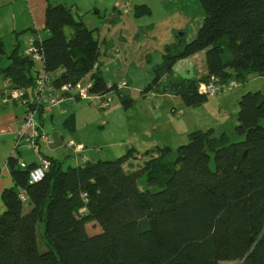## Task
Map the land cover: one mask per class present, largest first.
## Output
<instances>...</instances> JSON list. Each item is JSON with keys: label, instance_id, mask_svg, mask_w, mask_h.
<instances>
[{"label": "trees", "instance_id": "16d2710c", "mask_svg": "<svg viewBox=\"0 0 264 264\" xmlns=\"http://www.w3.org/2000/svg\"><path fill=\"white\" fill-rule=\"evenodd\" d=\"M200 5L204 20L197 37L165 47L142 94L174 95L186 107L199 108L209 100L199 87L212 77L220 84L264 77V0H200ZM147 13L146 5L134 7V17ZM46 28L50 36L35 44L42 47L43 71H62L55 88L77 85L91 74L92 95L116 92L129 108L133 99L103 76L97 29L77 20L65 4L49 5ZM4 50L0 41V58ZM202 51L206 73L192 78L175 73L178 61ZM9 59L11 64L0 67L4 78L32 94L41 72L17 51ZM263 121L264 92H248L239 101L241 140L197 129L187 144L157 147V156L135 172L124 169L133 150L66 170L46 156L51 161L46 178L32 183L29 172L37 164L23 170L10 157L16 187L2 196L0 264H264ZM66 124L74 131L73 121ZM22 189L29 211L19 196ZM39 223H45L44 251Z\"/></svg>", "mask_w": 264, "mask_h": 264}, {"label": "rangeland", "instance_id": "374dc122", "mask_svg": "<svg viewBox=\"0 0 264 264\" xmlns=\"http://www.w3.org/2000/svg\"><path fill=\"white\" fill-rule=\"evenodd\" d=\"M18 2L20 1L7 0L0 6V27L2 30L9 29L15 24L14 21L19 22L21 19L24 12V3H20L22 5L19 6ZM108 3V0H101L95 9L88 13L83 12V15L90 27L97 29L96 37L100 42L107 41V46L105 43L100 45L101 52L106 51L107 54L111 53L114 57L118 56L116 62L121 70L120 76L127 78L129 75L132 77L133 83L125 92L135 100L127 108L122 105L116 95H113L111 96L110 107L107 109H100L96 104H85L81 107L79 128L76 135L79 136V141L87 148V155H92L93 150L95 151L98 148L99 151V148L103 147L107 153V156L104 157L115 159L117 156H114L112 151L106 147L107 144L117 141L123 143V148L126 151L135 146L138 150L144 152L147 151L148 145L151 142H157L160 136H169L168 139L171 140V145L174 147L187 144L189 139L187 138L182 142L179 135H183L188 129H191L189 130L191 132L197 129H217L218 124L215 119L220 116V107H225L230 98L238 97V99H241L248 92H264V77L260 78L255 75L256 79L251 78L240 84L237 89L224 90L216 96H210L208 102L198 109L189 108L185 105L178 106L176 102L181 103L180 98L174 99L176 100L174 101L173 99H163L153 95L148 98L143 97V94L141 92L137 93V90L145 88L151 79L152 74L150 68H148V60L150 59L149 64H151L152 60L154 61L164 53V48L167 45L178 41L179 38L184 39L185 42L190 39L192 27L195 23L192 25L193 20L190 18L194 16H191L188 10L194 9V3L190 0H181V2H178V0H139L136 2V6L146 5L150 13L142 14L139 17H131V20L127 18H120V20H114L115 18H112V20L105 19L103 10ZM98 11H102V13L96 14ZM134 23L142 30L141 32L135 31ZM182 33L185 35L180 36ZM9 48L11 47H7V54H9ZM104 57L103 54L102 58ZM7 63V56H3L1 66L4 67ZM131 73L139 75L140 78L134 81V76L130 75ZM3 87L4 78L0 70V104H2ZM150 93L153 94V92ZM227 105L230 106L229 110H231L232 103L228 102ZM173 107L184 108L187 111L185 115L182 113L180 117H177L175 112L172 113ZM50 117L51 114L47 117L44 132L51 136L52 145H54L62 139L58 128L53 126ZM229 120L231 123L220 129V131L225 132L234 142L241 140L242 138L236 133V126L233 124L231 116ZM154 125L156 126L155 131ZM165 130L167 133L161 132L162 135H159L160 131ZM76 135H71V137L76 138ZM67 141L65 140V143ZM2 145L3 143L0 141V149L3 147ZM48 148L43 143L39 147L43 153H46ZM1 157L2 154L0 153ZM68 164L69 162L66 160L63 168L67 169ZM140 182L143 184L144 178ZM27 207L25 206V209ZM38 231L40 249L44 251L46 245L41 233L45 231V223H39ZM220 264H241V262L225 261Z\"/></svg>", "mask_w": 264, "mask_h": 264}, {"label": "crops", "instance_id": "0c3cea01", "mask_svg": "<svg viewBox=\"0 0 264 264\" xmlns=\"http://www.w3.org/2000/svg\"><path fill=\"white\" fill-rule=\"evenodd\" d=\"M7 0H0V6ZM18 5H22L20 3H24V12L21 16V19L18 21H14V25H12L7 30H2L0 27V41L4 45V51L5 53L2 55L7 56L8 63L4 67L11 64L12 60L9 59L10 56L13 54L14 51H17L18 55L20 57H27L26 52L29 47V40L31 37L38 38L40 41H43L47 39L50 36V32L46 28V11L49 5L56 6L59 4H65L68 5L73 13L74 17L78 20H82L85 25L92 29L88 23L87 20H85V17L83 15L84 13L90 12L92 9H95L99 2L101 0H18ZM109 3L105 5L104 12V18L111 19L115 18L114 20H120V18L124 19H130L131 17H134L133 10L134 6H136V2L139 0H108ZM178 2H181V0H178ZM190 2L194 3V9L188 10L194 17H191L190 19L193 20V23H195L192 27V33L191 37L188 40V42L194 40L197 37V34L203 24L204 15L203 11L200 5V0H190ZM199 4V6H198ZM129 5V11H126L125 6ZM109 6V7H107ZM201 8V9H200ZM184 11V10H183ZM102 13V11L96 12V14ZM197 13V14H196ZM135 31H142L139 29V27L134 23ZM100 41V40H99ZM104 42H107L106 40ZM100 42V45L104 44ZM174 41L173 43H175ZM171 43V44H173ZM9 48V54H7V47ZM165 49V48H164ZM111 51V50H110ZM109 52V51H108ZM7 54V55H6ZM104 54V58L101 56V71L103 73V76L107 82L108 85L117 84L119 86L120 91L130 96L127 92H125L126 89L129 88L131 83H133V79L131 76L128 75L127 78L120 76V69L118 68L117 64V57H114L111 53H108L106 51L102 52V55ZM107 54V56H106ZM120 55V54H118ZM164 53L161 56H158L154 61L152 60V63H148V68L152 71V68L154 66H157L161 64L162 57ZM2 57L0 58V67L2 63ZM108 59V60H107ZM151 62V61H150ZM34 70H36L38 73L44 70V64L40 63H34ZM174 71L177 75L185 77V78H192L196 76L197 73L204 74L207 71V61H206V51H202L196 55H193L191 57H188L186 59L180 60L176 63L174 67ZM2 73V72H1ZM62 71H57L52 73V75L57 78L60 76ZM3 75V73H2ZM130 75L134 76V81L137 80L139 75H135L134 73H131ZM255 78V74H252L248 77L247 81L251 78ZM260 77V76H259ZM4 78V75H3ZM263 78V77H260ZM91 81V74L86 76L81 82L80 85H84L85 83ZM152 81V76L149 81V83ZM148 83V84H149ZM245 83V82H244ZM147 84V85H148ZM238 82L237 87L240 86ZM8 85V81L4 78V87H3V93ZM146 85V86H147ZM236 87V89H237ZM144 89V88H143ZM143 89L139 88V91L137 90V93L143 92ZM2 93V95H3ZM116 95L118 98V94L116 92H111L107 95V98L110 100V104L112 101L111 96ZM155 96V97H162L163 99H177L180 97L174 96V95H158V94H143V97H149V96ZM55 98L62 97L61 94L58 92L54 93ZM131 97V96H130ZM132 98V97H131ZM181 99V98H180ZM4 96H2V104H0V141L3 143V147L0 149V153L2 154V157L0 158V215L5 211L6 207L3 202V193L7 189H12L16 187L15 181L12 177V169L8 163V160L10 157H16L19 160H23L27 162L28 164H38L40 162V157L36 156L34 151L27 150V149H20L17 152H15V137H14V130L17 126L20 125V120L24 114V108L23 106H20L17 103L14 102H4ZM120 100V98H119ZM133 100H135L133 98ZM182 100V99H181ZM176 101V100H174ZM239 101L238 97L236 98H230L228 102L232 103V108L229 110V107L226 103L225 107H220L219 114L220 116H217V119H215V122H217V129L216 128H210L214 129L216 135H220L223 133L220 131V129H223L225 126L231 123L229 120V117L231 116L233 118V124L235 126L238 125V111H239ZM121 102V100H120ZM183 102V100H182ZM176 102L178 106L185 105L183 103ZM122 103V102H121ZM85 104H96L98 107L100 106V100L97 99L94 96H91L87 99L77 101L75 98L71 97H65L63 98V101L60 102L57 106L53 107L51 111L43 113L40 116V120L42 123L43 131L45 129V124L47 121L48 115L51 114V122L53 126L58 128V132L61 135L60 141L56 142L52 147L50 146L46 151V153H43L40 150V153L43 156H48L54 160H56L62 168L64 167V163L67 160L69 162L68 167H77V166H83L89 161H97L99 159H107V160H114L112 157H104L107 156L106 149L103 147H100L99 151L98 148L94 151H92V155H87V148L84 147V150L81 154H76L72 149L68 147L69 142H75L77 145L84 146L83 143L79 141V136L76 135L79 128V112L83 105ZM122 105H124L122 103ZM203 107V106H201ZM200 108V107H199ZM196 109V108H195ZM198 109V108H197ZM179 110V111H178ZM187 110H184V108H177L173 107L172 113L182 112L183 115H185V112ZM210 113V111H208ZM230 114V115H229ZM177 117H180L177 115ZM73 121L74 123V131H72L66 123ZM154 131L156 130V126H153ZM46 130V129H45ZM191 129H188L186 133L183 135L180 134V140L184 142L188 138V135L191 131ZM161 132L167 133V131H160L159 135H162ZM71 135L77 136L76 138H72ZM169 137V136H168ZM166 136H160L155 143H150L148 148H146L147 151H140L135 146H132L131 150H133L132 157L124 164V169L127 172H135L143 167H145L146 163L153 157L157 156L156 148L157 147H172L177 148V146L171 145V140L168 139ZM65 140H68L67 143H65ZM133 144V143H130ZM154 144V145H153ZM108 150L112 151V154L114 156H117L115 159L123 156L126 154V149L123 148L122 142H115V143H109L106 147ZM139 148V147H138ZM98 158V159H97ZM84 159H87V161H84ZM17 167V163H16ZM64 169V168H63ZM66 170V169H64ZM25 206H28L25 210L29 211L31 206L29 201L24 204Z\"/></svg>", "mask_w": 264, "mask_h": 264}, {"label": "built area", "instance_id": "2783aa9c", "mask_svg": "<svg viewBox=\"0 0 264 264\" xmlns=\"http://www.w3.org/2000/svg\"><path fill=\"white\" fill-rule=\"evenodd\" d=\"M130 6H125L126 11H129ZM35 39L31 37L29 40V47L26 52V56L33 63H44V55L42 53V47L35 44ZM55 77L52 73L41 71L39 77L35 81L32 94L28 95V92L24 88H14L10 80L4 90V102H14L23 106L24 114L20 120V125L17 126L13 132L15 137V152L20 149H27L34 151L36 156L40 157V162L30 170L29 176L32 183L41 182L46 178V174L51 167V161L40 153L39 147L41 144H45L46 147H50L53 144L52 138L48 133H45L42 128L40 120V112L46 113L57 106L63 101V98H79L80 100L87 99L91 96L100 100V109H107L110 107V100L107 96L92 95L90 90L93 87V82L89 81L84 85L65 84L61 88L54 87ZM238 83L232 81L228 84L218 83V79L212 77L211 81L206 84H202L199 87V92L210 96H216L224 90H230L236 88ZM58 92L62 97L55 98L54 93ZM182 112H177L180 116ZM68 147L72 149L76 154H81L84 150V146L77 145L75 142H69ZM87 161V159H84ZM21 169L26 170L29 168V164L23 160L18 162ZM20 199L22 202H28V196L22 189L20 190Z\"/></svg>", "mask_w": 264, "mask_h": 264}, {"label": "water", "instance_id": "95a60500", "mask_svg": "<svg viewBox=\"0 0 264 264\" xmlns=\"http://www.w3.org/2000/svg\"><path fill=\"white\" fill-rule=\"evenodd\" d=\"M184 35H185V34H183V33H182V34H180V36H184Z\"/></svg>", "mask_w": 264, "mask_h": 264}]
</instances>
